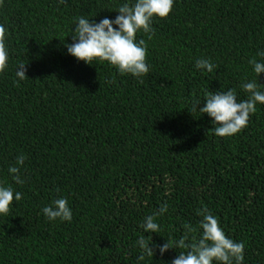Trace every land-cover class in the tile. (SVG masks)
Instances as JSON below:
<instances>
[{
	"label": "trees",
	"instance_id": "obj_1",
	"mask_svg": "<svg viewBox=\"0 0 264 264\" xmlns=\"http://www.w3.org/2000/svg\"><path fill=\"white\" fill-rule=\"evenodd\" d=\"M122 2L0 0L9 54L0 73V183L22 194L0 216V264H170L175 249L138 261L135 245L143 217L164 203L153 242L197 229V211L208 209L245 244L243 264H264V104L226 137L187 109L207 91L246 98L240 85L256 78L248 61L264 59L256 55L264 0H175L151 34L137 33L151 65L140 78L77 61L60 41L72 42L74 17L113 19ZM198 58L216 68L197 70ZM20 61L27 78L14 82ZM257 80L264 84V73ZM19 154L22 185L7 171ZM59 196L71 222L41 212Z\"/></svg>",
	"mask_w": 264,
	"mask_h": 264
},
{
	"label": "clouds",
	"instance_id": "obj_2",
	"mask_svg": "<svg viewBox=\"0 0 264 264\" xmlns=\"http://www.w3.org/2000/svg\"><path fill=\"white\" fill-rule=\"evenodd\" d=\"M62 3L63 0H60ZM175 0H123L116 9L113 19L104 17L98 22L84 15L73 18L71 43L60 40L66 48V53L92 65L96 62H107L121 74H129L134 78L143 77L151 65L146 63L147 43L137 39V33L151 34L154 18H165L172 10ZM8 28L0 24V73L8 68L9 54L5 43ZM69 36V35H68ZM67 37V36H66ZM264 58V49L256 54ZM255 79L242 82L240 87L246 93L245 99H237V91L233 88L207 91L203 100L194 98L189 112H199L210 118L211 131L219 137L232 136L248 125L250 114L256 112L257 104H264V84L258 83L257 77L264 73V59L251 58L248 61ZM27 63L20 61L15 67L14 82L27 78ZM194 67L197 70L211 73L216 65L210 59L198 58ZM202 106L198 107V105ZM26 157L19 154L14 165L8 167V174L16 184L22 185L25 180L20 175V167ZM22 194L11 184L0 183V216L7 215L13 201H20ZM168 209L167 203L162 204L158 211L143 217L139 227L142 229L135 245L138 248V261L152 258L158 250L163 256L169 249H175L177 255L170 264H243L245 244L236 241L225 234L217 217L211 210H198L201 217L198 228L185 226V232L178 239L168 236L164 243L157 244L152 240V233L162 231L157 217ZM43 216L48 221L71 222L72 210L68 200L59 196L53 198L41 208ZM198 232V235H191ZM149 233V235H144ZM167 264V262H165Z\"/></svg>",
	"mask_w": 264,
	"mask_h": 264
}]
</instances>
